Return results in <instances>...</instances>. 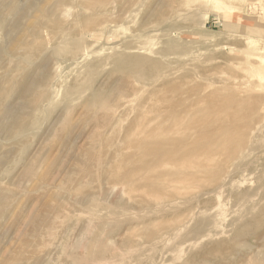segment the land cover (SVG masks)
<instances>
[{"label":"rangeland","instance_id":"obj_1","mask_svg":"<svg viewBox=\"0 0 264 264\" xmlns=\"http://www.w3.org/2000/svg\"><path fill=\"white\" fill-rule=\"evenodd\" d=\"M262 125L264 0H0V264H246L257 237L231 245L264 204ZM210 130L245 135L237 185L241 151ZM178 137L203 149L151 150Z\"/></svg>","mask_w":264,"mask_h":264},{"label":"bare ground","instance_id":"obj_2","mask_svg":"<svg viewBox=\"0 0 264 264\" xmlns=\"http://www.w3.org/2000/svg\"><path fill=\"white\" fill-rule=\"evenodd\" d=\"M261 54V53H260ZM261 61V60H260ZM262 63V62H261ZM204 100H206V99H204ZM211 102V101H210ZM91 105H93V106H97V105H99L98 103H97V101L95 102V103H90ZM90 105V106H91ZM100 106V105H99ZM212 107H213V105H210V108H209V110H211L212 109ZM96 109H97V107H95ZM208 108V107H207ZM179 109V108H178ZM188 109V108H187ZM205 109V108H204ZM214 123V121H212V119H207L206 118V124L209 126H211L212 124ZM262 124V123H261ZM263 126V125H262ZM228 127V126H227ZM264 127V126H263ZM219 129H222V127H219ZM218 129V130H219ZM232 129V128H231ZM264 129V128H263ZM226 130V129H225ZM224 130V131H225ZM236 130V127H235V129H234V131ZM260 130V129H259ZM217 132V131H216ZM215 132V130L213 131V130H210V131H208V132H206L205 133V135H204V139H205V141L207 142V143H209V146H210V143L213 141L214 142V140H215V138L217 137V136H221L220 137V144L222 145V147L225 149V150H227L228 152H229V155L231 156H234L236 153H238L239 151H241V153L239 154V156H237V160H239V161H237L236 162V164H233V169H232V171L230 170V173H229V178L232 180V181H234V182H236V181H238V182H241V179L240 180H236V177H237V174H236V172H239V171H241L240 169L242 168V165H243V163H242V158H243V160L245 161V159L247 158V156H248V158H247V160L249 159V156L250 155H248L247 153H248V151H251V149L249 148L248 149V146H246V150L244 149L245 148V141H244V134L242 133L241 135H240V140H241V142L240 143H242V144H240V145H238L237 147L236 146H234L231 142H233V134L232 135H228L229 133H226V132H223L221 135H218L217 133ZM262 134V133H261ZM202 137V136H201ZM224 137V139H222ZM257 137V136H256ZM255 137V138H256ZM162 138V137H161ZM164 138V137H163ZM170 139V138H169ZM162 140V139H161ZM168 139H165V142L164 143H161V144H159V143H156L155 144V146H154V148L152 147L151 148V150L153 151V149H154V153H155V155H156V157L157 158H161V157H169V158H171V159H173V160H176V159H178L180 156H183V155H185V154H190L191 155V153L193 154L194 152H196L197 150H202L203 148L202 147H199V148H196L195 146L191 149V150H189V151H183V150H181V148H180V141H182V139H180L179 137L176 139L177 140V142H176V144H177V146L175 147V149L174 150H172V151H166V148H167V145L170 143V142H168L167 141ZM263 140H264V138H263ZM260 142V141H259ZM229 143H231L232 144V147H227V145L229 144ZM230 144V145H231ZM251 144V143H250ZM262 144V143H261ZM156 145H158V147L156 146ZM261 146V145H260ZM157 147V148H156ZM258 147H259V144H258ZM150 148V147H149ZM243 148V149H242ZM262 148H264V147H262ZM242 149V150H241ZM248 149V150H247ZM259 149V148H258ZM245 150V151H244ZM256 150V149H255ZM212 151H213V149H212ZM246 151H247V153H246ZM257 151V150H256ZM256 151H254V152H256ZM259 151V150H258ZM216 153V152H215ZM222 154V153H221ZM220 155V154H219ZM195 156V155H194ZM217 156V155H216ZM81 157V156H80ZM84 157H85V155H84ZM88 156H87V154H86V158H87ZM196 157V156H195ZM224 157V156H223ZM85 159V158H84ZM83 159V160H84ZM222 159V158H221ZM87 161H88V159H86ZM215 160V159H214ZM95 161V160H94ZM191 161H193V160H191ZM209 161V160H208ZM216 161V160H215ZM228 161V160H227ZM226 161V162H227ZM253 162V161H252ZM166 164L167 163H169V162H165ZM189 163V162H188ZM204 163V162H203ZM208 163V162H207ZM257 163V162H256ZM93 164V163H92ZM211 164V163H210ZM209 164V165H210ZM174 165V164H173ZM195 165V164H194ZM193 165V166H194ZM214 165H215V163H214ZM214 165H212V166H214ZM250 165H251V163H249V162H245L244 163V167H246V168H244L243 167V169H245V170H247L248 169V167H250ZM166 167H167V165H165ZM169 167L171 166V165H168ZM176 166V165H175ZM188 166H190L189 164H188ZM204 166V165H203ZM174 167V166H173ZM186 167V166H185ZM191 167H192V164H191ZM191 167H189V168H191ZM195 167H197V166H195ZM208 167V166H207ZM198 168L200 169V167H199V165H198ZM211 168V167H210ZM186 169V168H185ZM192 169H193V167H192ZM197 169V168H196ZM202 169V168H201ZM194 170V169H193ZM193 170H192V172H193ZM243 171V170H242ZM190 172V171H189ZM221 172H222V169H221ZM247 172V171H246ZM245 172V173H246ZM216 173H218V172H216ZM244 173V174H245ZM264 173V172H263ZM199 174H203V172H201V173H199ZM215 174V173H214ZM218 174H220V173H218ZM247 174H248V172H247ZM254 174V173H253ZM213 175V174H212ZM246 175V174H245ZM252 175V174H251ZM180 176V175H179ZM182 176V175H181ZM242 176V175H241ZM240 176V177H241ZM248 176H250V174L248 175ZM255 176H256V174H255ZM168 177V176H167ZM189 177V176H188ZM224 177H226V176H224ZM243 177V176H242ZM250 177H252L251 179H253V177L254 176H250ZM118 178V177H117ZM214 178V177H213ZM219 178V177H218ZM260 178V177H259ZM212 179V178H211ZM245 179H246V177H245ZM250 179V178H249ZM249 179H247L248 180V183L247 184H249V182H251V181H253V180H249ZM258 179V178H257ZM261 179V178H260ZM164 180L166 181V178H164ZM206 180V179H205ZM225 180V179H224ZM244 180V179H243ZM179 181V180H178ZM202 181V180H201ZM227 181H228V179H227ZM140 182V181H139ZM167 182V181H166ZM174 182V181H173ZM179 182H183V181H179ZM178 182V183H179ZM222 182V181H221ZM234 182H232V184L234 183ZM172 183V182H171ZM170 183V184H171ZM174 183H176V182H174ZM173 183V184H174ZM186 183V182H185ZM223 183V182H222ZM253 182H251L250 184H252ZM208 184V183H207ZM129 185H130V183H129ZM224 185V184H223ZM231 185V184H230ZM235 185H237V182H236V184ZM241 185V184H240ZM244 185V184H243ZM263 185H264V183H263ZM135 186V185H134ZM222 185H220V187H221ZM225 186H226V188H227V185H226V182H225ZM225 186L221 189L222 191H223V189H225ZM254 186V185H253ZM253 186H251V188H253ZM219 187V188H220ZM262 187H264V186H262ZM145 188V187H144ZM143 188V189H144ZM202 188H204V187H202ZM230 188V187H229ZM234 187H232V190L234 191L235 189H233ZM241 188V187H240ZM137 188H135V190H136ZM215 189V188H214ZM213 189V190H214ZM131 190H132V188H131ZM185 190V189H184ZM191 190V189H190ZM216 190H218L217 189V187H216ZM231 190V191H232ZM260 190H262V188H260ZM259 190V191H260ZM138 191V190H137ZM140 191H145V190H140ZM181 191V190H180ZM186 191V190H185ZM193 191V190H192ZM206 191H207V189H206ZM219 191V190H218ZM213 192V191H212ZM225 192H227V191H225ZM238 192H240V190L238 191ZM203 193H209V191L208 192H203ZM231 193V192H230ZM234 193V192H233ZM241 193V192H240ZM259 194L261 193V191L260 192H258ZM152 194V193H151ZM207 194H204L205 196L204 197H206L207 196ZM210 194V193H209ZM218 194H220V193H218ZM217 194V195H218ZM224 194V193H223ZM258 194V195H259ZM214 195V194H213ZM243 195V194H242ZM241 195V196H242ZM221 196V195H220ZM225 196H226V194H225ZM240 196V197H241ZM155 197V196H154ZM199 197V196H198ZM218 197V196H217ZM216 197V198H217ZM239 197V198H240ZM247 197V196H246ZM245 197V198H246ZM254 198L256 197V195L255 196H253ZM253 197H251V198H253ZM259 197V196H258ZM194 198H195V196H194ZM238 198V197H237ZM250 198V199H251ZM253 198V199H254ZM192 199V198H191ZM191 199H188V201L189 200H191ZM241 199V198H240ZM249 199V200H250ZM193 200V199H192ZM195 200H196V198H195ZM194 200V201H195ZM233 200V199H232ZM237 200V199H236ZM243 200H248V199H243ZM243 200H242V203H243ZM255 200H256V198H255ZM180 201V200H179ZM179 201H177L178 203H179ZM182 201V200H181ZM184 201H186V200H184ZM198 199H197V203H198ZM260 201H263V199H261ZM171 202V201H170ZM200 202V201H199ZM247 202V201H246ZM264 202V201H263ZM178 203H176V205L178 204ZM239 203V202H238ZM245 203V202H244ZM243 203V205L245 206L246 204H244ZM254 203V202H253ZM179 204H181V203H179ZM204 204V203H203ZM251 204V203H250ZM249 204V205H250ZM260 204H262V202H260ZM259 204V205H260ZM170 205V204H169ZM199 205V204H198ZM239 205V204H238ZM253 205H255V204H253ZM252 205V206H253ZM160 206V208H161V204L159 205ZM166 206V205H165ZM171 206V205H170ZM181 206L183 207L184 206V204H181ZM163 207V206H162ZM200 207V206H199ZM237 207V206H236ZM240 207V206H239ZM238 207V208H239ZM114 208L115 207H113V210H114ZM256 208H258V206L256 207ZM161 209H164V208H161ZM198 209V206H197V208H196V210ZM217 209V208H216ZM242 209V208H241ZM243 209H245V207L243 208ZM242 209V210H243ZM151 210V209H150ZM109 211H110V209H109ZM155 211H156V209H155ZM213 211V210H212ZM245 211H246V209H245ZM252 211V210H251ZM149 212V211H148ZM166 212V211H165ZM201 212V211H200ZM208 212V211H207ZM243 212V211H242ZM154 213V212H153ZM161 213V212H160ZM219 213V212H218ZM150 214H152V213H150ZM155 214V213H154ZM156 214H158L157 212H156ZM200 215H202V214H200ZM199 215V216H200ZM147 216V215H146ZM196 216H198V215H196ZM198 216V217H199ZM193 217H194V215H193ZM205 218H206V216H205ZM213 218V217H212ZM211 218V219H212ZM236 218V217H235ZM241 218V217H240ZM202 219V218H201ZM194 220H195V217H194ZM193 220V222H195ZM198 220V219H197ZM200 221V220H199ZM214 221V220H213ZM213 221H211L210 222V224L207 226V228L211 225V223L213 222ZM235 221V220H234ZM215 222V221H214ZM236 222V221H235ZM238 222H240V220L238 221ZM192 223V222H191ZM203 223V222H202ZM208 223H209V221H208ZM207 223V224H208ZM216 223V222H215ZM241 225L239 226V228L236 230V229H234V231L236 230L237 231V233H236V237H235V242H236V244H234V245H231V250H236V252L237 251H239L240 252V250H245V248H247V247H249L250 246V250L253 248L252 247V245H253V243L252 242H256V241H249L248 240V237H251V238H253V236L254 237H257V240H258V243L261 245L259 248H256V249H252L251 251H249L250 253H251V255L247 258L248 260H246L245 262H246V264H264V204L262 205V207H260V212L259 213H256V214H252L251 216L249 215V217H247L246 219L243 217V218H241ZM204 224V223H203ZM206 224V223H205ZM214 224V223H213ZM217 224V223H216ZM215 224V225H216ZM236 224V223H235ZM103 225V224H102ZM182 225V224H181ZM186 226H188L187 224H185ZM191 225V224H190ZM195 225V224H194ZM198 225V224H197ZM233 225V224H232ZM238 225V224H237ZM217 226V225H216ZM215 226V227H216ZM236 226V225H235ZM183 227V226H182ZM181 227V228H182ZM189 227H191V226H189ZM196 227V226H195ZM194 227V228H195ZM201 227H203V226H201ZM218 227V226H217ZM180 228V229H181ZM186 228V227H185ZM231 229L233 228V227H230ZM97 229V228H96ZM179 229V230H180ZM191 229V228H190ZM190 229H188V230H190ZM201 229H205V231L204 230H202V231H204V232H207V230H206V228L204 227V228H201ZM215 229V228H214ZM220 229H221V227H220ZM225 229H228V228H225ZM94 230V229H93ZM99 230H101V233H102V226L100 225V228H99ZM182 230V229H181ZM193 230H195V229H193ZM219 230V229H218ZM95 231H97V230H95ZM201 231V230H200ZM201 231V232H202ZM211 231H212V229H211ZM216 231V230H215ZM231 231H233V230H231ZM179 232V231H178ZM199 232V231H198ZM96 233V232H95ZM181 233V232H180ZM183 233V232H182ZM213 233V232H212ZM220 234H221V231H220ZM223 234L224 235H227V233H226V231L225 232H223ZM222 234V235H223ZM229 234V233H228ZM232 234V233H231ZM169 235V234H168ZM190 235V234H189ZM189 235H188V237H189ZM192 235V234H191ZM194 235H195V233H194ZM199 236L201 235V234H198ZM203 235V234H202ZM103 236V235H102ZM196 236V235H195ZM229 236V235H228ZM175 237V236H174ZM179 237V236H178ZM181 237V236H180ZM194 237V236H193ZM205 237V236H204ZM204 237H202L203 238V240L205 241V239H206V237L204 238ZM208 237H210V235H208ZM212 237V236H211ZM107 238V237H106ZM201 238V239H202ZM215 238V237H214ZM213 238V239H214ZM223 238V237H222ZM108 239V238H107ZM191 239V238H190ZM209 239V238H208ZM218 239V238H217ZM100 240V238H99V231H97V233L94 235V237L92 238L91 237V239H90V242H89V245H87V249H88V257H89V259H90V256H92V258H93V255H95V254H98L99 253V249H98V247H97V243H98V241ZM109 240V239H108ZM182 240V239H181ZM192 240V239H191ZM196 240H198V239H196ZM223 240V239H222ZM81 241V240H80ZM87 241V240H86ZM156 241V240H155ZM203 241V242H204ZM214 241H216V240H214ZM177 242H179V241H177ZM177 242H176V244H177ZM193 242H195V240L194 241H192V244H194ZM197 242V241H196ZM203 242L200 240V243H201V245L199 244V243H197V246H203ZM212 241L210 240V243H211ZM218 243L220 242V241H217ZM217 242H214V243H217ZM232 242V241H231ZM75 243V242H74ZM160 243H162L161 241H160ZM160 243H158V244H160ZM258 243H257V245H258ZM154 244H156L155 242H154ZM156 245V247L157 246H159V245ZM199 244V245H198ZM208 244H209V241H208ZM224 244H226V241H225V243ZM75 246H76V243L74 244ZM73 245V246H74ZM78 245V244H77ZM80 245V244H79ZM175 245V244H174ZM173 245V246H174ZM196 245V244H195ZM219 245V244H218ZM67 246H68V243H67ZM152 246H153V244H152ZM181 246V245H180ZM179 246V247H180ZM197 246H192L193 247V249H194V247L195 248H197ZM206 246V245H205ZM229 246V245H228ZM177 247V246H176ZM178 247V248H179ZM200 247V248H201ZM219 247V246H218ZM71 248H72V244H71ZM150 248V247H149ZM178 248H176V249H178ZM183 247H181V249H182ZM191 248V247H190ZM199 248V249H200ZM229 248V247H228ZM66 249H67V247H66ZM74 249V250H73ZM73 249H71V250H73V251H75V248H73ZM151 249V248H150ZM155 249V248H154ZM184 249V248H183ZM182 249V250H183ZM192 249V251H194ZM198 249V248H197ZM68 250L69 251H71L70 249H69V247H68ZM77 250H78V246H77ZM151 250H153V249H151ZM190 250V249H189ZM189 250H188V252H189ZM220 250V249H219ZM218 250V251H219ZM132 251V250H131ZM154 251H156V249L154 250ZM221 251V250H220ZM174 252V251H173ZM175 252H176V250H175ZM174 252V253H175ZM179 252H181V250L180 249H178V254H176L175 253V257H176V255H177V257L179 258V255L181 254V253H183V254H181V255H184V252H181L180 254H179ZM188 252H185V253H188ZM134 252H132L131 254H133ZM192 253V252H191ZM206 253V252H205ZM241 254L243 253L242 251L240 252ZM128 254V253H127ZM126 254V255H127ZM190 254V253H189ZM220 254H221V252H220ZM99 255V254H98ZM181 255H180V257H181ZM185 255H187V254H185ZM191 255V254H190ZM243 255H244V253H243ZM70 256V255H69ZM76 256V255H75ZM78 256V255H77ZM86 256V257H87ZM129 256V255H128ZM212 256V255H211ZM218 256H220V255H218ZM100 257V256H99ZM127 257V256H126ZM75 258V257H74ZM216 258V257H215ZM76 259L77 258H75V262H76ZM84 259V258H83ZM82 259V260H83ZM86 259V258H85ZM88 259V258H87ZM210 259V258H209ZM232 259H233V257H232ZM73 260V259H72ZM89 261V260H88ZM92 261H94L93 259H92ZM81 263L82 262H84V260L83 261H80ZM190 262V261H189ZM200 262V261H199ZM87 263H89V262H87ZM92 263V262H91ZM204 264L205 263H207V262H203ZM202 263V264H203ZM77 264V263H76ZM197 264H198V262H197Z\"/></svg>","mask_w":264,"mask_h":264}]
</instances>
